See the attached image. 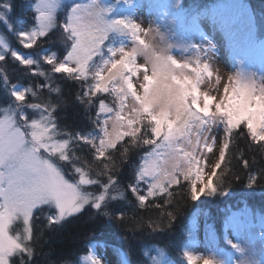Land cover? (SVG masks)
<instances>
[{
    "label": "snow or ice",
    "instance_id": "snow-or-ice-1",
    "mask_svg": "<svg viewBox=\"0 0 264 264\" xmlns=\"http://www.w3.org/2000/svg\"><path fill=\"white\" fill-rule=\"evenodd\" d=\"M12 7L11 0H0V22L31 54L0 36V62H18L25 76L43 82L15 83L0 67V89L7 98L0 105V264H33L40 219L50 227L89 210L92 217L123 223L128 211L114 208L123 203L133 211L156 209L170 227L175 214L167 209L177 197L196 203L228 197L233 184L249 191L264 185V165L257 167L255 157L245 158L238 147L244 140L250 152L264 157V83L240 74L225 78L206 61L177 59L149 39L158 29H145L134 19H107L110 9L98 0H31L26 5L31 17L19 30L5 15ZM193 25L198 27L195 20ZM114 30L130 43L105 52ZM61 79L79 86L75 100L87 130L61 125ZM233 158L240 161L238 169ZM246 213L245 201L225 218L224 228L231 224L235 232L239 224L233 220ZM199 215L196 209L188 221V241L196 239ZM146 227L156 232L164 226L149 220ZM223 240L238 247L227 235ZM109 246L92 235L78 264H105L97 250ZM112 250L124 264L121 251ZM182 258L186 264H223L215 254L199 256L187 248Z\"/></svg>",
    "mask_w": 264,
    "mask_h": 264
},
{
    "label": "trees",
    "instance_id": "trees-1",
    "mask_svg": "<svg viewBox=\"0 0 264 264\" xmlns=\"http://www.w3.org/2000/svg\"><path fill=\"white\" fill-rule=\"evenodd\" d=\"M189 0H184L187 5ZM196 1V0H192ZM259 16L257 32L263 30L264 34V0H242ZM31 0H11V13L5 12L8 20L11 22L14 29L19 30L24 26V22L29 20L31 13L26 11V5ZM226 3L228 0H208L201 4H197V8L212 11L210 6L215 3ZM0 35L16 48L17 51L31 54V50L21 48L16 37L12 32H9L5 25L0 22ZM55 41V36L53 37ZM45 47L55 48V44L46 45ZM0 67L4 69L13 82L21 85L43 82L39 77L25 76L27 71L20 66L18 62L9 60L6 64L0 62ZM62 88V99L64 106L61 108L59 115L61 117V125L68 129L79 130L88 128V123L85 118V112L82 106L76 102L75 96L79 90V86L72 81L58 80ZM47 96V93L43 94ZM55 98V97H54ZM7 103V98L2 89H0V105ZM249 142L240 140L238 147L243 151L245 158L251 159L253 156L257 161V167L264 165V157L261 156L258 150L249 151ZM236 147L230 149V154H235ZM136 157L133 156V160ZM233 167L239 168L240 161L232 160ZM255 167V165H254ZM129 167L125 166L121 176L123 183H127ZM231 195L226 198H218L215 200L201 198L200 201L193 203L190 200H182L176 198V202L172 208L167 209L175 214V220L168 227V218L162 215L154 208L148 210H135L131 207L118 203L114 206L116 211H128V216L123 223L108 222L90 215L89 210L77 217H72L60 225H47L44 219L36 221V236L38 239L35 242V256L33 264H60L62 260H70L72 264H78L77 257L81 254H86L84 249L89 237L95 236L96 240H106L110 246L118 248L127 257L129 264H144L146 260L151 264L148 256L144 255L146 251L157 248L165 251L167 261L170 264H185L182 258V247L185 244V229L188 227V221L192 213L201 208L205 217L206 223L218 229L219 234L224 236V221L226 217L238 211V206L242 207L246 201L248 209L256 216L261 214L264 216V185H260L252 189L246 190L242 184H233ZM135 202L133 201V205ZM162 224L163 230L149 232L146 227L148 221ZM220 248H225L223 240L219 244ZM152 253H150L151 255Z\"/></svg>",
    "mask_w": 264,
    "mask_h": 264
},
{
    "label": "rangeland",
    "instance_id": "rangeland-1",
    "mask_svg": "<svg viewBox=\"0 0 264 264\" xmlns=\"http://www.w3.org/2000/svg\"><path fill=\"white\" fill-rule=\"evenodd\" d=\"M204 1L208 0H189L185 5L184 0L179 2L178 0H134V4L133 0H127L124 4L121 0H98L101 7L110 9L106 14L107 19H134L145 29L152 28L153 31L158 29V35L154 34L149 39H155L166 46L169 54H173L175 58L192 62L206 61L214 73H220L225 78L227 75L240 74L258 83H264V47L259 46L256 41V36L260 38V42L261 38H264L263 30L260 35L256 34L259 16L242 0H228L224 5L220 3L221 6L217 7L218 25L214 22L204 23L196 17L198 27H194L189 24V17L192 12H196L194 10L197 9V4ZM66 2L71 3L73 0H66ZM78 2L87 3L88 0H78ZM220 24L223 30L219 27ZM202 30L205 32L210 30V35L204 34ZM114 36L122 41L114 45ZM107 43L111 45V48H119L128 46L130 40L124 32L114 30L108 33L104 50ZM251 44L257 46V54L249 52L254 50V45L251 46ZM194 45H199L200 50H197ZM205 46L215 50L204 53L202 50ZM210 87L206 85L204 90H209ZM205 170L209 171L210 167L206 166ZM198 209L200 215L196 239L195 241L186 239L182 252L187 248L199 256L212 253L216 255L217 260L223 261V264H264L262 238L264 216L258 214L254 219L255 215L248 209V213L236 216L233 220V223L239 224L235 230L237 235L231 224L227 229L224 228V235L238 245L231 256L228 251L219 247L223 237L218 229L208 225L202 209ZM112 249L113 247L109 246L106 251L104 249L97 251L106 258L105 264H121V259ZM162 252L163 255H161ZM122 254L124 264H129L125 254ZM146 254L151 264H153V257H155V264H170L163 250L153 248L146 251Z\"/></svg>",
    "mask_w": 264,
    "mask_h": 264
},
{
    "label": "bare ground",
    "instance_id": "bare-ground-1",
    "mask_svg": "<svg viewBox=\"0 0 264 264\" xmlns=\"http://www.w3.org/2000/svg\"><path fill=\"white\" fill-rule=\"evenodd\" d=\"M214 151H216L218 153V148L214 149ZM213 160L215 159V157L212 158ZM210 171V170H209Z\"/></svg>",
    "mask_w": 264,
    "mask_h": 264
}]
</instances>
